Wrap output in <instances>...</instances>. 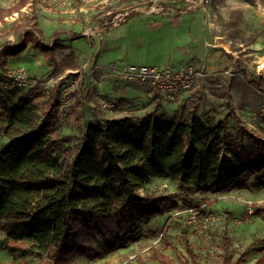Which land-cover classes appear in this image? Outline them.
Segmentation results:
<instances>
[{
  "label": "trees",
  "instance_id": "1",
  "mask_svg": "<svg viewBox=\"0 0 264 264\" xmlns=\"http://www.w3.org/2000/svg\"><path fill=\"white\" fill-rule=\"evenodd\" d=\"M27 3L19 0L0 7V22ZM41 34L34 24L22 41L4 45L0 68L6 72L8 59L30 46L54 66L61 65L62 71L76 70L77 55L70 52L60 64L57 53L65 47L57 39L46 44ZM239 80L233 88L243 85ZM80 84H85L83 79ZM253 85L264 91V76ZM48 93L38 123L33 122L35 113L28 101L17 106L10 125L23 135H8L10 142L0 154V231L6 234L7 250L36 257L38 264H69L77 255L96 256L137 241L140 220L167 212L170 202L178 207L170 197L139 194L155 179L178 181L192 195L220 193L240 187L247 176H264L263 139L252 134L253 147L244 148L228 134L226 120H171L159 107L142 118L129 114L96 119L80 137L66 143L57 122L60 91ZM128 104L120 99L112 112L120 113ZM96 107L109 111L101 104ZM186 204L201 207L213 201L187 198ZM256 208L264 214V205ZM187 239L186 263L202 264ZM229 253L227 244L223 264H230ZM162 264L172 261L164 256Z\"/></svg>",
  "mask_w": 264,
  "mask_h": 264
},
{
  "label": "rangeland",
  "instance_id": "2",
  "mask_svg": "<svg viewBox=\"0 0 264 264\" xmlns=\"http://www.w3.org/2000/svg\"><path fill=\"white\" fill-rule=\"evenodd\" d=\"M18 1L0 0V7L7 8ZM133 1L28 0L25 7L0 22V55L4 45L8 42L13 46L19 43L26 31L37 24L46 44L51 45L57 39L65 47L57 53L60 64L70 52L77 55L78 64L76 70L62 71L61 65L54 66L49 57L29 46L18 57L8 59L6 72L0 68V154L10 142L8 135H23L15 126L10 125L17 106L23 100L28 101L35 113L33 122L38 123L45 109L48 92L55 88L61 94L57 122L66 143L74 141V137H80L87 125L96 119L129 114L142 118L159 107V112L165 113L171 120H190L193 117H198L205 123L212 118L226 120L230 137L241 147H253L250 136L254 133L261 137L259 132L264 125L260 115L264 91L253 85L259 78L258 67L264 65V0L221 1L225 3V9L231 4L236 6L249 3L245 8L248 10L240 16H234L235 21L243 23L242 31L234 32L233 37L229 34L233 40L231 48L234 53L244 48L243 52L237 54L232 69L233 77L241 78V87L230 90L228 85L221 83L223 79H218L209 80L208 86L199 90L195 81L192 88L183 90L181 98H172L154 87L128 83L126 86L133 91V96L127 99L129 104L120 113L102 111L96 106L103 100L116 103L125 99V95L119 91L120 87L115 86V83L123 81L110 71L108 65L99 61V55H94L92 45L102 35L108 36L113 30L109 23L119 12H129L135 4L145 2L138 0L134 4ZM135 15L131 14L122 26L110 32L106 40L109 46L114 33L130 28ZM102 23L107 25L101 26ZM96 26H99L97 31L95 28L93 30ZM89 28H92V35L88 32ZM55 33L59 35L55 37ZM77 35L79 38H76ZM36 37L40 39L39 35ZM146 40L150 42L149 38ZM240 41L243 44L241 48L238 47ZM154 54L162 55L163 51L154 44H145L143 47L139 41L134 46L114 48L108 56L117 58L109 59L118 67L136 64L160 68L173 64L154 61ZM243 54L248 55L243 57ZM234 59L233 56L231 61ZM108 63L110 62H106ZM20 66L28 69L29 83L27 86L14 85L11 88L13 73ZM81 79L85 84H80ZM77 101L82 106L76 108ZM150 193L170 197L178 207L174 208L170 202L167 212L140 220L139 239L128 246L103 252L98 246L99 241H94V246L99 247L103 254L77 255L69 264H162L164 256L171 259L172 264H188L186 237L202 264H223L227 244L230 249V264H264V214L256 212L257 205H264V176H247L240 187H232L220 193L192 195L187 194L178 181L155 179L145 190L139 191L141 196ZM187 198H195L198 203L210 200L213 204H204L200 214L193 217L184 211L189 205L186 204ZM185 231H188L186 237ZM99 239L102 240V237L99 236ZM6 244V234L0 231V264L39 263L36 257L10 252Z\"/></svg>",
  "mask_w": 264,
  "mask_h": 264
},
{
  "label": "crops",
  "instance_id": "3",
  "mask_svg": "<svg viewBox=\"0 0 264 264\" xmlns=\"http://www.w3.org/2000/svg\"><path fill=\"white\" fill-rule=\"evenodd\" d=\"M153 1L165 3L179 2L181 6L185 4L184 0H145L144 4H135L138 0H134V8L132 7L133 9L131 8L132 10L129 12L136 15L130 28H125L120 32L116 31L111 45H108L106 40L110 32L122 26L131 14L117 26H113L110 22L109 24L113 30L108 33V36L107 34L102 35V37L96 40V44L92 45V51H94V55H99V61H102L103 65H108L109 67L117 65L109 59H117L108 56L111 50L119 46H134L140 41L143 47H145V44L148 46L154 44L160 50L162 49V55H153L152 59L154 61H158L159 63L170 62L173 63L170 66L175 67H182L187 64L193 65L201 75L197 79L198 89L208 86L209 80L218 79H223L221 83L228 85L230 90L236 89V87H232L236 79V77H233L232 69L238 57L237 54L243 52L244 48L238 51V53H234L231 48L233 40L229 34L233 37L234 32L242 31L243 23L239 20L235 21L234 16H240L242 12L248 10L245 8H247L249 3L236 6L231 4L226 6L225 9V3H222V0H212L205 9L195 8L184 15L161 12L150 13L147 10H140L150 5ZM226 4H228V1H226ZM121 13L119 12L117 15ZM105 25L107 24H101V26ZM94 28L97 31L99 26L93 27V30ZM91 31L92 28H89L88 32L90 33ZM99 36L101 35L99 34ZM146 38H149L150 42H147ZM238 47H243L241 41ZM73 50L76 51L75 48ZM247 55L243 54L242 56ZM233 56L235 59L231 61ZM106 62L110 63L106 64ZM258 74L264 76V65L258 67ZM239 79L241 83V78ZM126 84L128 85L126 82H120L115 83V86H119L120 93L125 95V99H129L133 96V91H130L131 87L126 86ZM219 87H222V85H219ZM176 97L181 98L182 95L181 97Z\"/></svg>",
  "mask_w": 264,
  "mask_h": 264
},
{
  "label": "built area",
  "instance_id": "4",
  "mask_svg": "<svg viewBox=\"0 0 264 264\" xmlns=\"http://www.w3.org/2000/svg\"><path fill=\"white\" fill-rule=\"evenodd\" d=\"M211 1L212 0H184L185 4L183 6L179 5V2L165 3L161 1H153L150 5L140 10H147L150 11V13L161 12L184 15L195 8L205 9ZM130 14L131 12H124L116 15L111 24L113 26L119 25L125 21ZM109 69L119 80L123 82L148 85L158 89L165 96L172 98H175L176 96L181 97L183 90L192 88L194 82L201 76L197 69L191 64H187L182 67L165 66L160 68L147 65L128 64L123 67L112 65ZM28 74V69L25 66H20L17 71L13 73L12 77L14 82L11 85V88L14 85L19 87L27 86L29 83ZM100 104L105 109L110 111H112L115 106V103H112L110 100H103ZM260 115L264 120V103L262 105ZM259 134L261 137H258L257 135L255 136L264 140V125ZM204 207L205 205H202L201 207L188 205L184 211L193 217H197L200 214L201 209Z\"/></svg>",
  "mask_w": 264,
  "mask_h": 264
}]
</instances>
